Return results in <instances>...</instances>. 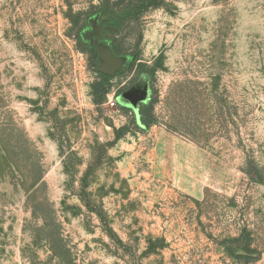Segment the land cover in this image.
<instances>
[{"label": "rangeland", "instance_id": "rangeland-1", "mask_svg": "<svg viewBox=\"0 0 264 264\" xmlns=\"http://www.w3.org/2000/svg\"><path fill=\"white\" fill-rule=\"evenodd\" d=\"M0 264H264V0H0Z\"/></svg>", "mask_w": 264, "mask_h": 264}, {"label": "trees", "instance_id": "trees-1", "mask_svg": "<svg viewBox=\"0 0 264 264\" xmlns=\"http://www.w3.org/2000/svg\"><path fill=\"white\" fill-rule=\"evenodd\" d=\"M100 74V76L102 77V79L104 80V81H106L109 77L108 76H106L105 74H101V73H99ZM244 258V257H243ZM258 259V257H253L252 258V260H257Z\"/></svg>", "mask_w": 264, "mask_h": 264}]
</instances>
